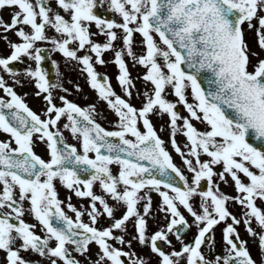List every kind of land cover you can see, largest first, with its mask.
Listing matches in <instances>:
<instances>
[{"label": "snow or ice", "instance_id": "snow-or-ice-1", "mask_svg": "<svg viewBox=\"0 0 264 264\" xmlns=\"http://www.w3.org/2000/svg\"><path fill=\"white\" fill-rule=\"evenodd\" d=\"M0 10H10L0 16L8 48L0 70L15 78L17 63L33 61L24 75L45 101L38 114L0 76V264H264V0H0ZM49 52L86 73L117 118L112 130L97 122L95 105L64 95L54 102L60 85L41 67ZM126 57L143 68L135 78ZM109 63L122 94L97 71ZM134 79L144 84L140 106L131 103ZM153 117L167 118L182 166ZM73 194L84 203L73 204ZM158 213L164 223L150 231ZM217 226L222 253L214 251ZM240 227L258 244L259 261Z\"/></svg>", "mask_w": 264, "mask_h": 264}, {"label": "flooded vegetation", "instance_id": "flooded-vegetation-1", "mask_svg": "<svg viewBox=\"0 0 264 264\" xmlns=\"http://www.w3.org/2000/svg\"><path fill=\"white\" fill-rule=\"evenodd\" d=\"M10 38L15 39V37L11 35H10ZM97 39L102 41L103 37H98ZM43 46L47 48L51 47L50 45H47V44ZM7 52H8V48L5 46V42L3 40H0V54H7ZM107 55H110V54L106 53L105 57ZM53 60L56 61V66H53L52 64ZM29 66L34 68L35 64L33 61H30L27 58H25L22 64L17 63L15 65V68L17 71V77L13 78L9 76L8 74L4 73L2 70H0V76H4L7 84L14 88L17 94L20 95L24 99L25 103L33 111L37 112L38 114H41L45 108V101L43 100L44 93H41L40 96L35 95L38 89H36L34 82L30 78L24 75V70ZM41 67L48 73V79L50 83L60 85V87H56L52 89V93L55 98L54 102H56L57 104L60 103L59 99H56V93H59L61 95L66 96L69 100L77 103L81 107H86L91 104L88 102V99L85 97V91L88 87H87V84L83 82V80L85 79L86 73L81 74L79 69L75 66V62L67 61L63 57V55L59 52H49L45 54V60L42 61ZM96 67H97L98 72L106 73L108 77H110L111 68L104 69L100 65H97ZM57 69H59V75H57ZM15 79H20L21 83L16 84ZM76 85L80 86L79 90H77ZM63 89H67L68 91L65 92L63 91ZM0 96H5V98H7L2 89H0ZM82 101H85V102L83 103ZM95 118L97 119V122H99L103 127L109 130H112L115 127V121L117 119L115 115L109 116V114L106 111H100L97 108H96ZM52 130L55 131V129H52ZM62 131L68 142L76 143V141L71 138L70 132L68 130L62 129ZM6 137H7L6 134L0 133V140H4L3 138H6ZM34 150L37 152V154H40L42 157L47 158L46 157V147L42 142H37ZM65 191L67 190L60 191L59 198L61 200H64L66 197L64 193ZM72 203L79 206L80 204L84 203V201L81 200L80 198L75 197V195L73 194ZM65 210L68 211L66 208ZM2 211H5V209H0V212ZM68 214L72 215L74 218L73 213L68 212ZM24 219L31 223H37L32 217L28 215H25ZM84 220L85 222H87L86 216L84 217ZM36 231L39 232L38 223H37ZM193 235L194 233H191V232L185 233V236H184L185 242H189L192 239ZM241 238L248 241L245 237H241ZM171 239L178 248L179 244L175 240V237H172ZM213 240H214V245H215L214 251L216 253H222L221 234L214 232ZM247 246L249 247L250 252H251L249 241H248ZM91 248L93 252L96 251V246L94 244L91 245ZM202 249H204L205 251H208L205 245H202ZM134 250L137 251L138 253H142L145 259L148 258L149 253H148L147 248H144L143 246H136V244L134 243ZM21 254L24 255L26 258H31L33 260L40 259L39 257L35 256L32 253H21ZM251 254L254 258L258 260V254L254 252H251ZM73 255H77V254L73 253ZM3 257H4V253L0 251V261L3 260ZM77 258H80V257L77 256ZM122 259H125V261L127 262V258H122Z\"/></svg>", "mask_w": 264, "mask_h": 264}, {"label": "rangeland", "instance_id": "rangeland-1", "mask_svg": "<svg viewBox=\"0 0 264 264\" xmlns=\"http://www.w3.org/2000/svg\"><path fill=\"white\" fill-rule=\"evenodd\" d=\"M9 11L10 10H0V16H2L4 19H7ZM3 15H5V16H3ZM246 39H248L249 42H251L253 40V35L251 33H246ZM109 56L110 55H107L105 58L107 59V58H109ZM126 60H127L128 64H129V69L131 71V74H132L133 78H135L138 73H142L143 72V68L141 66L136 65L135 67H133V61H131L130 58L126 57ZM102 67L104 69L111 68L109 82L112 85L113 89L117 92V94H122V90H121V88L118 85V81L115 79V76L117 74V70L115 68V65L109 63L107 66H102ZM83 82L87 83L85 79L83 80ZM134 83L136 85V88L133 89V96L131 98V103H133L136 106H140L141 97L137 94V89L140 90V91H143L144 90V84H143L142 80H137V79H134ZM59 96H61V94L56 93V99H58ZM85 97L88 99L89 103L96 105L99 110H103V107L105 106L106 103L101 102V99L98 98L95 90L91 89V87L89 85H88V88L85 91ZM82 102L84 103L85 101H82ZM181 111L183 112L182 109H181ZM110 116H114V113H112ZM152 119H153L154 127L157 130V134L159 136H161V138H163L165 140L166 147H167L168 151L172 154L174 162L178 166H182V161H181L179 155L177 153H175L174 149H172L171 146L168 144L169 131H168V128H167V124L165 123L167 118L166 117H164V118L153 117ZM162 126L164 128L163 131H161V127ZM197 126L198 127H202L199 124H197ZM177 139H178V141L181 144H183V142L185 140V138L181 134H177ZM188 175H189V177L191 176V174H188ZM204 185H206V181H202L201 187L203 188ZM221 188L226 193L233 194V195L235 194L231 187H228V186H225V185L221 184ZM64 193H65V195H69V193L67 191H65ZM150 194L153 197V203L155 204L156 202H158V200H159L158 194H156L155 192H152ZM231 210L234 211V212H239V206H235ZM163 215H164L163 213H158L159 219L157 221H153L151 218H149V230L150 231L156 230L157 227H158V224L161 225V226L163 225V223H164ZM185 215L186 216L188 215L186 213V211H185ZM188 219L191 222V217L190 216H188ZM215 229H216V231H218V233H220V230H219L218 226ZM188 232L189 233L190 232L191 233H195V229L193 228V229L187 230V233ZM240 235H241V237H245L249 241V244H250V247H251V252H254V253L258 254V261H259L260 256H259V252H258V244L253 242V238L250 237L247 234L246 231H241ZM172 237L173 236H171V235L169 236L170 239Z\"/></svg>", "mask_w": 264, "mask_h": 264}, {"label": "water", "instance_id": "water-1", "mask_svg": "<svg viewBox=\"0 0 264 264\" xmlns=\"http://www.w3.org/2000/svg\"><path fill=\"white\" fill-rule=\"evenodd\" d=\"M208 75H209V74H207V73L203 74V75H202V79H204V78H205L206 76H208ZM202 86L205 87V89H207V88L209 87V85H208L207 82L203 83Z\"/></svg>", "mask_w": 264, "mask_h": 264}]
</instances>
